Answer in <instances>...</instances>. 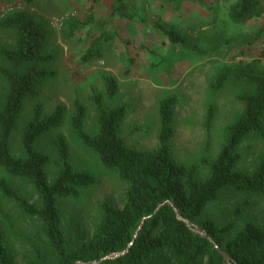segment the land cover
I'll return each mask as SVG.
<instances>
[{
  "label": "rangeland",
  "instance_id": "obj_1",
  "mask_svg": "<svg viewBox=\"0 0 264 264\" xmlns=\"http://www.w3.org/2000/svg\"><path fill=\"white\" fill-rule=\"evenodd\" d=\"M121 4V11L114 4ZM235 0H0V21L6 15L26 12L42 25L47 33L45 55L47 67L55 75L40 83L37 99L27 98L12 134V151L23 154L20 131L39 101L45 112L55 105L66 106L61 128L69 144V157L77 169H87L95 177L94 185L81 188L76 197H60L61 226L68 244L87 237L100 216V204L106 200L121 207L126 183L114 168L104 166L98 155L78 141L70 132L69 115L74 100L86 107L85 129L96 130V109L93 93L101 94L105 106L124 103L126 113L119 124L125 141L141 149L156 146L159 130V101L173 99L172 135L170 143L175 157L187 164L195 163L202 174L207 168L200 159L212 158L220 149L226 126L243 104L236 93L240 85L226 80L214 87L220 69L238 63L259 62L264 67V0L259 15L236 23L230 16ZM173 25L186 36L184 46L171 43L157 31L154 22ZM16 33L0 25V45H13ZM96 42L100 54L83 59L89 45ZM189 50V51H188ZM0 61L2 58L0 57ZM116 81L112 96L106 92V77ZM6 82L0 77V96ZM208 108L213 120L206 126ZM51 135L43 136L37 146L47 152L55 165ZM239 169H251L261 159L264 140L248 134L238 147ZM0 177L30 201L37 202L32 185L9 175L0 167ZM204 215L221 223L234 221L240 226L246 218L264 220V197L224 189L210 202ZM0 225L5 242L17 264H32L38 247L48 263L54 253L48 245L37 217L25 214L16 203L0 193Z\"/></svg>",
  "mask_w": 264,
  "mask_h": 264
},
{
  "label": "trees",
  "instance_id": "obj_2",
  "mask_svg": "<svg viewBox=\"0 0 264 264\" xmlns=\"http://www.w3.org/2000/svg\"><path fill=\"white\" fill-rule=\"evenodd\" d=\"M122 3L114 4V9L120 12ZM262 10V0H235L230 6V16L234 22L243 23ZM0 25L11 27L16 33L13 45H0V77L6 82L5 92L0 96V167L9 175L28 181L36 192L37 202L22 195L4 177H0V193L13 200L25 214L40 220L44 237L54 253V259L48 263L43 252L35 247L32 264L91 262L108 252L124 249L130 241L124 254L96 264H223V256L213 242L178 219L177 212L197 223L227 252L230 261L226 264H264V220L246 218L237 226L232 220L218 223L204 215L207 205L227 188L264 197V151L253 168L237 167L241 156L238 147L245 137L255 133L264 140V67L259 62L228 65L216 75L214 87L231 79L241 86L236 97L243 106L226 126L218 152L210 159L201 157L202 165L207 168L205 174L195 163L182 162L172 152L171 97L159 101L160 124L156 146L151 149L129 145L120 134L119 124L126 113L124 103L105 106L101 94L93 93L96 130L89 132L84 126L86 107L75 99L68 118L71 134L92 149L104 166L114 168L126 183V189L121 207L102 201L91 234L68 244L61 226L59 198L78 196L81 188L95 184L96 177L87 169L73 166L66 136L55 131L64 124L66 106L62 103L47 113L42 103L36 101L20 131L23 154L12 151V134L25 100L37 99L40 83L54 76L55 70L47 67L52 58L44 53L47 33L34 18L23 11L15 12L6 15ZM154 27L171 43L186 45V36L173 25L155 21ZM99 54L98 44L92 42L83 59ZM115 90V79L107 76V94L112 96ZM212 120V109L208 108L207 128ZM48 134L55 150L52 176L48 172L52 159L37 146ZM0 264H17L1 225Z\"/></svg>",
  "mask_w": 264,
  "mask_h": 264
},
{
  "label": "water",
  "instance_id": "obj_3",
  "mask_svg": "<svg viewBox=\"0 0 264 264\" xmlns=\"http://www.w3.org/2000/svg\"><path fill=\"white\" fill-rule=\"evenodd\" d=\"M176 217H177L178 219H182L183 221H185L186 224H187V225H188V226H189L194 232H196V233H198V234H200V235H202V236L207 237L211 242H213L214 247L216 248V250H217V251L223 256V264H226L227 262L230 261V256L227 254V252H225L223 249H221L220 246H219L217 243H215L210 237H208L207 234L205 233V231L203 230V228H201L197 223H194V222H192V221H190V220H188V219L182 217L178 212L176 213ZM141 222H142V220H141ZM141 222H140V225H141ZM140 225L137 227V229H136V231H135V234H136L137 230L139 229ZM135 234H134V235H135ZM131 243H132V241H130V242L128 243V245H127L124 249L119 250V251H111V252H108V253H106L105 255L101 256V257H100L99 259H97V260H94V261H91V262H83V261L77 260V261L74 262L73 264H86V263H87V264H96L97 262H99V261H101V260H103V259L117 257V256H119V255L124 254V253L127 251L128 247H129V245H130ZM233 264H236V263L234 262Z\"/></svg>",
  "mask_w": 264,
  "mask_h": 264
}]
</instances>
